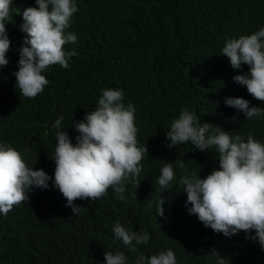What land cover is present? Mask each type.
<instances>
[{
  "label": "trees",
  "instance_id": "trees-1",
  "mask_svg": "<svg viewBox=\"0 0 264 264\" xmlns=\"http://www.w3.org/2000/svg\"><path fill=\"white\" fill-rule=\"evenodd\" d=\"M78 11L67 32L77 42L65 45L75 50L69 67L52 65L42 74L49 80L33 99L15 88L22 11L36 7L35 0H13L12 22L5 24L11 41L9 63L0 69V144L19 151L28 167L54 175L52 160L57 129H64L73 144L78 132L71 127L94 111L104 89L121 90L122 103L135 107L138 147L145 144L147 156L134 182L125 183V199L111 189L95 200H77L73 214L62 194L49 180L47 189L32 188L29 202L7 214L0 213V264H105L104 252L123 251L126 264H135L140 254L157 255L172 250L177 264H216L214 249L228 264H264V250L241 231L225 237L205 228L188 214L186 193L179 185L185 170L205 178L218 169L216 150L200 151L191 144L170 148L165 133L184 108L228 131L230 136H248L264 143V118H247L225 106L227 97L264 107L233 81L247 74L248 66L232 69L222 55L229 38L250 35L264 27V0H74ZM21 13V14H18ZM235 118V120H233ZM27 149V151H25ZM36 161V162H35ZM166 163H173L176 177L168 191L157 179ZM164 200L159 216L157 202ZM119 222L129 231L147 232L146 245L129 252L114 237ZM254 235V233H252Z\"/></svg>",
  "mask_w": 264,
  "mask_h": 264
},
{
  "label": "clouds",
  "instance_id": "clouds-1",
  "mask_svg": "<svg viewBox=\"0 0 264 264\" xmlns=\"http://www.w3.org/2000/svg\"><path fill=\"white\" fill-rule=\"evenodd\" d=\"M35 4L36 7L22 11L23 23L19 30L26 35L18 49V70L13 73L16 90L29 99L41 94L49 84L42 74L46 69L57 64L67 69L69 58L77 55L74 49L65 51V45L77 42L75 33L66 31L78 11L74 0H35ZM12 5L13 0H0V69L9 63L6 54L11 41L5 24L12 22ZM222 55L228 58L232 69L248 66L247 74H237L232 79L264 104V27L250 35L229 38ZM122 99L121 90H102L95 110L87 112L81 121H73L71 127L78 132L75 144L61 129L63 117L55 120L52 125L57 129L53 176L42 169L28 167L19 151L0 144V213L7 215L14 206L29 202L31 189H47L49 180L73 214L80 211L81 206L75 204L77 200L95 201L109 189L124 200L126 182L139 186L136 178L142 171L141 162L148 148L146 144L138 147L135 107L131 104L125 107ZM224 103L242 112L246 119L264 118V107H250L243 98L227 97ZM165 136L170 148L191 144L202 152L213 147L216 150L219 167L205 178H200L199 172L188 174L184 162L175 161L177 167L185 170L179 185L186 193V205H191L188 214L195 215L205 228L225 237L243 231L264 250V143L250 135L245 142L240 135L230 136L219 126L201 123L199 116L188 108L182 109L171 122ZM175 177L173 163H166L157 183L168 191ZM163 203L159 198L156 212L159 216L164 215ZM112 232L132 253L137 251V245H146L150 239L147 232L129 231L119 222L114 224ZM210 253L216 257V264H228L214 249ZM104 262L126 264V255L123 251H107ZM135 264H177V261L175 253L167 250L151 256L140 254Z\"/></svg>",
  "mask_w": 264,
  "mask_h": 264
}]
</instances>
